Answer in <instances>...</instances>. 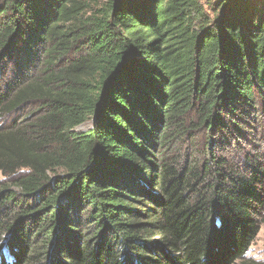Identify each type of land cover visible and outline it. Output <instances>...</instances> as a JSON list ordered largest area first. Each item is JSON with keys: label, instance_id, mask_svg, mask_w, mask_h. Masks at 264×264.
Wrapping results in <instances>:
<instances>
[{"label": "trees", "instance_id": "1", "mask_svg": "<svg viewBox=\"0 0 264 264\" xmlns=\"http://www.w3.org/2000/svg\"><path fill=\"white\" fill-rule=\"evenodd\" d=\"M90 8L0 0V264H240L264 166L215 148L264 128V0Z\"/></svg>", "mask_w": 264, "mask_h": 264}, {"label": "rangeland", "instance_id": "2", "mask_svg": "<svg viewBox=\"0 0 264 264\" xmlns=\"http://www.w3.org/2000/svg\"><path fill=\"white\" fill-rule=\"evenodd\" d=\"M91 8L88 15H91L92 13L96 12L97 10L102 9L110 0H86ZM84 129V128H83ZM82 129V130H83ZM87 129V127L85 128ZM219 139H216L217 141ZM215 152L219 154L220 156L227 159L230 155H233L236 157L237 161L243 162L246 158H251L255 162L258 163L261 166H264V128L258 129V133L256 134V138H244L239 140L238 143L234 145H220L219 143L216 144ZM198 153H204L203 149L201 147L197 148ZM206 153V152H205ZM8 179L3 176L2 173H0V184L7 182ZM261 220V229L253 242L248 254L246 255V258L243 262H240V264H264V213L263 216L259 217ZM157 238L154 239L156 241Z\"/></svg>", "mask_w": 264, "mask_h": 264}]
</instances>
